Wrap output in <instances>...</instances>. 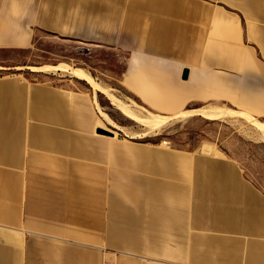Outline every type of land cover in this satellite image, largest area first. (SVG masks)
<instances>
[{
	"label": "crops",
	"instance_id": "1",
	"mask_svg": "<svg viewBox=\"0 0 264 264\" xmlns=\"http://www.w3.org/2000/svg\"><path fill=\"white\" fill-rule=\"evenodd\" d=\"M37 33L126 52L148 106L163 88L173 112L264 117V0H0V48ZM100 127L88 93L0 76V264H264V190L236 160Z\"/></svg>",
	"mask_w": 264,
	"mask_h": 264
},
{
	"label": "rangeland",
	"instance_id": "2",
	"mask_svg": "<svg viewBox=\"0 0 264 264\" xmlns=\"http://www.w3.org/2000/svg\"><path fill=\"white\" fill-rule=\"evenodd\" d=\"M127 58L126 52L111 47L82 41L63 40L37 33L32 44L27 48H0V76L18 75L30 80L45 79L84 91L92 97L98 112L100 128L112 132L113 136L151 144H163L188 151L223 152L236 160L243 168L244 173L264 190V142L255 133L253 125L242 117H238L237 114L249 113L263 124L264 117L222 102L203 104L202 106L191 104L182 111L173 112L178 99H171L170 101L175 103L167 106V102H164L166 97L163 95V88L156 90V94L159 96L157 101L160 103L148 106L120 82ZM62 63L75 69L86 70L97 83L109 88L108 90L122 102L136 105L135 112L142 117H148L149 113L173 116L180 112L198 109L197 107H222L228 115L225 114V116L215 119H206L199 115L175 117L165 122V126L163 125L157 133L151 135L146 133L144 126L124 117L103 94L95 92L85 82L62 73L46 74L30 71V67L58 66ZM40 74L45 75L41 76ZM104 114L122 130H116L109 125L104 120ZM144 114L146 115L144 116ZM138 134L140 135L138 136ZM130 136H134V138Z\"/></svg>",
	"mask_w": 264,
	"mask_h": 264
},
{
	"label": "bare ground",
	"instance_id": "3",
	"mask_svg": "<svg viewBox=\"0 0 264 264\" xmlns=\"http://www.w3.org/2000/svg\"><path fill=\"white\" fill-rule=\"evenodd\" d=\"M31 72H44V73H56L59 71L60 73L72 77L78 80H81L85 82L87 85H89L95 92H99L103 94L110 102L113 104L117 110L126 118L132 120L135 123H138L145 127L146 133H149L152 135V133H157L165 122L168 120L170 121L172 118L175 117H184V116H192V115H199L206 119H215L218 117H223L227 113L225 109L222 107H201L194 110H189L185 112L177 113L173 116H163L159 114L149 113L148 117H142L139 114H136V109L134 107L136 105L134 104H128L122 102L120 99H118L115 95H113L106 87L101 86L99 83H97L93 77L88 73L86 70L83 69H75L67 64H59L58 66H50V65H44L41 67H30ZM93 91V93H95ZM132 103V102H131ZM139 111V110H138ZM140 113V111H139ZM146 114H144L145 116ZM228 115V114H226ZM238 117H242V119H245L250 122V124L253 125V128L255 129V133H257V136L264 142V124L253 118L249 113L241 112L237 114ZM104 120L111 125L114 129L121 131L122 128L116 125L106 114L103 115ZM167 124V123H166ZM165 126V125H164ZM257 131V132H256ZM124 133V132H123ZM129 133V132H128ZM134 134V133H131ZM153 134V136H154ZM128 135V134H127ZM136 135V134H134ZM140 134H138L139 136ZM144 135V134H142ZM137 136V135H136ZM146 136V135H145ZM150 136V135H148ZM131 138H134V136H130Z\"/></svg>",
	"mask_w": 264,
	"mask_h": 264
},
{
	"label": "water",
	"instance_id": "4",
	"mask_svg": "<svg viewBox=\"0 0 264 264\" xmlns=\"http://www.w3.org/2000/svg\"><path fill=\"white\" fill-rule=\"evenodd\" d=\"M182 77H183V79H186V77H187V71L186 70L184 71ZM96 132L99 133V134H102V135H106V136H113V133L112 132H109V131L104 130L102 128H98L96 130Z\"/></svg>",
	"mask_w": 264,
	"mask_h": 264
}]
</instances>
